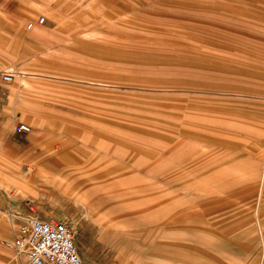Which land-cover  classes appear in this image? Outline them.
Returning <instances> with one entry per match:
<instances>
[{
    "label": "rangeland",
    "instance_id": "1",
    "mask_svg": "<svg viewBox=\"0 0 264 264\" xmlns=\"http://www.w3.org/2000/svg\"><path fill=\"white\" fill-rule=\"evenodd\" d=\"M10 115L1 196L82 264H264V0H0Z\"/></svg>",
    "mask_w": 264,
    "mask_h": 264
},
{
    "label": "built area",
    "instance_id": "2",
    "mask_svg": "<svg viewBox=\"0 0 264 264\" xmlns=\"http://www.w3.org/2000/svg\"><path fill=\"white\" fill-rule=\"evenodd\" d=\"M43 22V18L38 20V24ZM1 77L9 83L14 80L15 74L6 71ZM13 130L16 134H27L31 127L18 123ZM3 247L24 255L27 264H81L75 245V232L55 218H40L31 205H28V215L18 227L16 236L4 241Z\"/></svg>",
    "mask_w": 264,
    "mask_h": 264
},
{
    "label": "crops",
    "instance_id": "3",
    "mask_svg": "<svg viewBox=\"0 0 264 264\" xmlns=\"http://www.w3.org/2000/svg\"><path fill=\"white\" fill-rule=\"evenodd\" d=\"M13 122V117L10 115L8 117L7 123L4 124L3 128L0 129V149H11L14 153H22L26 149H35L37 148L36 144L38 143L37 137L32 133L27 134H16L12 131L4 133V129L10 127ZM1 154H6L4 150L0 151ZM1 186V183H0ZM2 187V186H1ZM8 191L5 194H8ZM30 205V204H29ZM12 210H15L19 217L13 218L10 217ZM7 213V216L4 214ZM28 215V204L21 202V206L15 203L14 200H9L1 196L0 191V240L2 238H11L14 239L16 236L17 229L16 226H20L24 222V218ZM9 216V217H8ZM42 219L46 217L39 215ZM4 241H0L3 243ZM0 264H21L13 258H1Z\"/></svg>",
    "mask_w": 264,
    "mask_h": 264
},
{
    "label": "bare ground",
    "instance_id": "4",
    "mask_svg": "<svg viewBox=\"0 0 264 264\" xmlns=\"http://www.w3.org/2000/svg\"><path fill=\"white\" fill-rule=\"evenodd\" d=\"M24 256V255H23ZM25 257V256H24ZM82 264V263H81Z\"/></svg>",
    "mask_w": 264,
    "mask_h": 264
}]
</instances>
